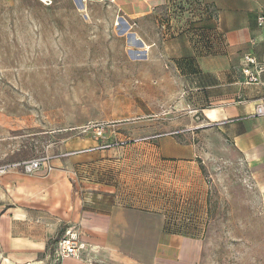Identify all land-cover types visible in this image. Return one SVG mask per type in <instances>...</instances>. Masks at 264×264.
Returning a JSON list of instances; mask_svg holds the SVG:
<instances>
[{"label":"rangeland","instance_id":"374dc122","mask_svg":"<svg viewBox=\"0 0 264 264\" xmlns=\"http://www.w3.org/2000/svg\"><path fill=\"white\" fill-rule=\"evenodd\" d=\"M129 2L0 1V167L40 159L72 169L78 191L85 180L95 190L99 170L136 197L156 195L174 180L156 141L189 140L205 202L197 264H264L259 189L229 147L193 131L181 99V34L191 43L184 29L195 11L132 19Z\"/></svg>","mask_w":264,"mask_h":264},{"label":"crops","instance_id":"0c3cea01","mask_svg":"<svg viewBox=\"0 0 264 264\" xmlns=\"http://www.w3.org/2000/svg\"><path fill=\"white\" fill-rule=\"evenodd\" d=\"M198 1L213 12L211 20L205 17L197 25L212 28L211 46L202 51L181 34L183 59L190 60L179 68L181 99L196 124L193 131L217 137L247 167L264 212V116L255 114L257 106L264 111V25H257L264 0ZM166 2L130 0L122 8L140 19L164 10ZM244 56L262 68L257 83H246ZM156 146L160 167L174 177L156 195L148 190L136 197L128 181L119 183L114 175L111 181L99 170L95 190L85 180L80 192L70 168L33 176L15 170L0 174V264H56L55 243L69 225L79 227L86 248L59 264H197L199 237L183 235L201 236L204 229L194 223L205 204L194 179L197 148L173 139L158 140Z\"/></svg>","mask_w":264,"mask_h":264},{"label":"built area","instance_id":"2783aa9c","mask_svg":"<svg viewBox=\"0 0 264 264\" xmlns=\"http://www.w3.org/2000/svg\"><path fill=\"white\" fill-rule=\"evenodd\" d=\"M258 27L264 25V16H259L257 19ZM243 75L246 77L247 84H254L258 82L259 76L262 73V68L256 64L253 58L244 56ZM256 116H264V111L261 106H257L255 110ZM44 160L33 159L29 161L17 162L15 164L4 165L0 167V174L6 173L9 170H19L25 175H34L44 167L47 172L53 169L45 165ZM86 248V244L81 240L80 229L77 225L67 226L55 243V250L53 252V262L59 264L68 258H78L80 253Z\"/></svg>","mask_w":264,"mask_h":264},{"label":"trees","instance_id":"16d2710c","mask_svg":"<svg viewBox=\"0 0 264 264\" xmlns=\"http://www.w3.org/2000/svg\"><path fill=\"white\" fill-rule=\"evenodd\" d=\"M185 8H188L189 10H193L194 12V17L196 16V18L193 20V23L187 27H185V34H188L190 36V40L192 41V43H194L195 45L200 46V49L203 50H207V48L209 46H211L210 43V39L212 37L209 36L210 31H212L210 27H198V23H202L205 20V17H208V19H212L213 16V12L210 11V9L205 6L202 5L198 0H167V2L164 5V11H175L178 12L180 14V16H183ZM163 11V10H162ZM195 21V22H194ZM185 61L187 62V64H190V60H185L183 59V64H185ZM188 225L190 224V226L193 225V220L190 218L188 219ZM195 224L197 222H194ZM185 237H189V238H196V237H200V235H196L194 233H186L183 234Z\"/></svg>","mask_w":264,"mask_h":264}]
</instances>
